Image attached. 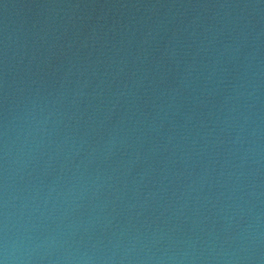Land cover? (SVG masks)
<instances>
[{
  "label": "water",
  "instance_id": "1",
  "mask_svg": "<svg viewBox=\"0 0 264 264\" xmlns=\"http://www.w3.org/2000/svg\"><path fill=\"white\" fill-rule=\"evenodd\" d=\"M0 264H264V0H0Z\"/></svg>",
  "mask_w": 264,
  "mask_h": 264
}]
</instances>
